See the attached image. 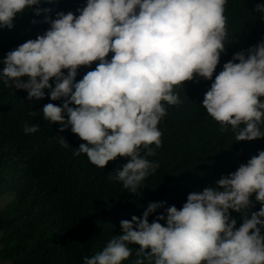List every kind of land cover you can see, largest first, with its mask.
I'll use <instances>...</instances> for the list:
<instances>
[{
	"label": "clouds",
	"instance_id": "1",
	"mask_svg": "<svg viewBox=\"0 0 264 264\" xmlns=\"http://www.w3.org/2000/svg\"><path fill=\"white\" fill-rule=\"evenodd\" d=\"M55 3L0 0V29L11 30L29 10L49 25L0 60V83L26 92L29 101L44 99L45 90L51 101H62L44 105L43 119L83 141L74 157L83 154L100 169L124 158L107 177L135 195L160 167L149 157L162 146L158 125L167 115L165 105L182 104L178 89L185 82L213 78L229 39L228 0H86L78 15L60 11L53 18V10L41 5ZM254 11L264 20V3ZM97 61L75 81L79 68ZM261 98L264 39L223 64L201 107L236 142L254 141L264 137ZM23 130L34 134L39 126L25 124ZM60 143L70 147L63 138ZM255 203L260 210L250 212ZM159 208L164 204L149 203L140 217L122 220L121 234L83 257V264H123L133 255L130 245H139L130 264H264V150L149 223ZM229 210L241 214L238 228Z\"/></svg>",
	"mask_w": 264,
	"mask_h": 264
},
{
	"label": "trees",
	"instance_id": "2",
	"mask_svg": "<svg viewBox=\"0 0 264 264\" xmlns=\"http://www.w3.org/2000/svg\"><path fill=\"white\" fill-rule=\"evenodd\" d=\"M261 3L264 0H228L225 16L229 39L213 78L185 82L182 90L178 89L182 104L165 105L167 115L158 125L162 146L154 157H149L160 167L142 182L135 195L107 177L127 162L124 158L118 157L100 169L83 154L74 157L72 152L83 141L70 129L61 132L59 125L43 119L44 105H60L62 101H51L48 90L44 99L29 101L26 92L0 83V197L12 195V200L0 209V260L10 264H83V257L101 251L113 235L121 234L122 220L140 217L149 203L164 204L149 216V223L167 207L180 209L190 193L215 187L221 176L234 173L264 150V137L236 142L231 130L222 132L219 122L201 107L223 64L264 39V20L254 11ZM85 5L86 0H56L41 7L51 8L54 18L60 11L78 15L77 9ZM43 20V15L35 16L29 10L14 19L11 30L0 29V60L42 35L49 27ZM111 56L109 53L106 59ZM98 63L79 68L75 81ZM32 123L39 126V131L25 135L23 126ZM261 127L264 130V125ZM61 138L70 147L63 148ZM254 198L255 194L250 199ZM260 207L255 203L250 212ZM229 211L238 228L243 222L241 214ZM130 248L133 255L123 264L136 258L139 245Z\"/></svg>",
	"mask_w": 264,
	"mask_h": 264
},
{
	"label": "rangeland",
	"instance_id": "3",
	"mask_svg": "<svg viewBox=\"0 0 264 264\" xmlns=\"http://www.w3.org/2000/svg\"><path fill=\"white\" fill-rule=\"evenodd\" d=\"M11 200H12V195L10 194L0 197V209H2ZM0 264H10V262L7 260H0Z\"/></svg>",
	"mask_w": 264,
	"mask_h": 264
}]
</instances>
